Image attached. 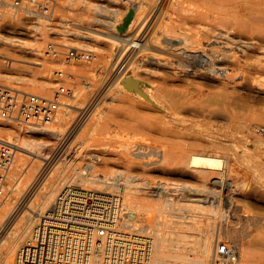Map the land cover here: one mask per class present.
I'll use <instances>...</instances> for the list:
<instances>
[{"label":"bare ground","instance_id":"6f19581e","mask_svg":"<svg viewBox=\"0 0 264 264\" xmlns=\"http://www.w3.org/2000/svg\"><path fill=\"white\" fill-rule=\"evenodd\" d=\"M95 1L72 0L66 5L87 9L80 14L86 25H105L97 10L100 7L108 14L120 15L123 19H119L117 30L113 29L115 37L102 40L89 31H66L95 46L103 44L104 61L92 67L97 75L81 85L72 83L75 93L69 94L71 99L66 102L59 101L67 107L59 116L55 113V124L25 126L0 118V128L18 134L9 135L7 142L22 152L15 157L13 173L9 172L13 196L0 203V264L14 262L41 213L69 183L111 195L120 204L121 227L151 233L152 264H212L220 238L237 246L240 264H251L250 245L240 242L229 229L219 230L216 240L213 223L221 225V221L216 215L205 214L203 208L221 202L226 192L225 202L236 217L238 205L231 195L238 189L231 178L232 164L218 153L233 139L220 122L227 116L260 113L257 105L264 100V0H196L201 6L194 14L186 11L187 0H145L144 5L138 0L130 5L133 13H127L126 4L118 0H103L105 5ZM9 15L5 24L12 34L30 32L19 13ZM47 24L46 20L33 25L38 31L33 41L0 34V45L23 60L45 66L43 45L51 35ZM2 27L0 24V31ZM53 31L56 36L60 33ZM69 73L74 82V73ZM43 78L41 82H22L33 93H50L54 87L51 72ZM15 79L0 74L2 84ZM126 95H130L129 106ZM106 104H112V116L105 115ZM129 111L136 116H123ZM108 131L142 140L131 146L116 139L114 152H107L108 144H91L92 151L102 150L92 155L95 161L102 160L100 155L114 157L113 162L99 164L115 168L114 176L101 179L105 189L66 181L60 162L75 155L76 138L80 134L99 137L97 134ZM245 140L249 143V138ZM90 161L85 166L96 168V162ZM170 176L177 178L170 180ZM113 189L123 193H113ZM34 197L37 201L31 203ZM149 198L162 202L145 218L142 211L150 207Z\"/></svg>","mask_w":264,"mask_h":264},{"label":"rangeland","instance_id":"374dc122","mask_svg":"<svg viewBox=\"0 0 264 264\" xmlns=\"http://www.w3.org/2000/svg\"><path fill=\"white\" fill-rule=\"evenodd\" d=\"M67 2H71L72 0H57V4L51 14V16H40L34 21H29L25 19V16L20 14L18 15L23 24L27 27H29L30 32L27 34L22 35H16L11 33V29L7 28V25L5 24V19L8 18L11 13H14L15 11H11V13L5 15L2 20H0V24H3L2 30L0 31L1 35H5L7 37L11 38H19L23 40H29L33 41L36 36H34V33H37L33 27V25H39V21H49V24L46 25L47 29L50 31L51 35L49 36V40L44 43L43 45V56L42 60L45 62L44 65L36 64L33 60L30 59V56H26V58H29L30 60H23L19 57H17L14 54L8 53L7 50L0 45V74L1 75H7L11 76L15 79V82H3L0 83V93L4 91L3 89L7 87L16 88L19 90H23L29 93H33L29 87L26 86L25 83L22 81L24 79H36L38 82L43 81V76L45 74H48L51 72L52 79L54 81V87L50 93H34L39 94L47 97H53L54 92L57 89L56 85V74L55 72L57 70H66L68 72L74 73L75 78L74 82L71 80H66V83L68 86H71L73 88V92L75 93L76 87L73 86L72 83L77 85H81L84 80H87V78L93 77V75H97L96 72H93L92 67L93 65H97L100 62L104 61L103 57V44H100L101 46H95L92 44L89 40L81 39V38H75L71 35H69V31L66 30H78V31H86L91 32L94 35L100 36L102 40H109L111 37H115L116 32H114L113 29L117 30L118 21L120 18H122L120 15L115 14H108L105 12L104 7L97 8V10H100L102 15L101 17L105 21V25H86L81 23V19L83 15H80L81 12L86 11L82 7H68L66 4ZM95 3L99 5H105L107 2L103 0H96ZM145 0H140L139 4L144 5ZM126 4V3H125ZM131 4H126V11L127 13H133V8L130 6ZM186 5V11L190 13H196L201 6V3H199L196 0H187L185 2ZM92 11V10H91ZM172 13V9H169L167 14L170 15ZM44 19V20H43ZM123 19V18H122ZM78 20V21H75ZM80 21V22H79ZM45 23V22H44ZM116 27V28H115ZM60 30L57 36L52 33L53 30ZM157 31V30H156ZM52 43H60V44H67L70 46H75L78 48L83 49H89L94 51V56L86 61H83L82 63L76 64V65H70V66H61V64H58L54 60L48 59L44 53L48 49V47ZM71 99L69 96H64L60 100L61 102H66L67 100ZM124 100L126 101V104H130V95H126L124 97ZM61 106V105H59ZM67 106H61L58 107L60 111L57 110L56 116L60 115V112L63 108H66ZM69 108V107H68ZM71 108V107H70ZM112 104H106L105 107V115L106 116H112L111 113ZM258 110L260 111L258 116H227V119L222 120L220 122V125H222L223 130L226 134H230L233 139V143L227 144L223 149H221L218 153L221 157L225 159V161H230L232 164V171H231V178L233 181H235V185L238 189L237 194L231 195V198L233 201L238 205L237 206V212L236 217L232 216L231 210L229 209L228 205L226 204V192L222 196L221 202L208 204L204 206L205 214L207 215H216L217 221L220 222L213 223V226L215 227V234H216V240L218 239V232L219 230L223 229H229L237 234V238L241 239L240 242H243L245 244H249L251 247V264H264V100H261V102L257 105ZM123 116H136L132 111H129L127 114H124ZM0 118L5 121H14V123L21 124V125H32L29 123L19 122L15 120L5 119L0 115ZM57 119V117H56ZM57 120H55L52 124H55ZM44 125V124H43ZM253 131L254 134L251 133ZM113 132H102L97 135H100L99 137L95 136L94 134L91 135H82L80 134L73 144L75 148V155L66 157L64 160H61L60 162V171L61 175L66 177V181L73 179L79 182L85 183L91 188H97V189H105L106 185L102 182L101 179H103L106 176H114L115 175V168L110 166H101L99 165L100 162H113L114 157L109 155H100L101 161H95L92 159L93 154H97V152H102V150H94L92 151L89 148H92L91 144L95 143H104L108 144L109 151L107 152H114V150L117 148L114 141L118 139L123 144L129 143L131 146L135 144V141H141L140 138H129L124 133H116L117 135H114ZM9 135H15L18 136L17 132L14 130H4L0 128V138L3 140L8 139ZM44 138L45 136H39ZM96 137V138H94ZM246 138H249V143L246 142ZM97 138L98 141H96ZM39 141V138H32V140ZM45 139V138H44ZM235 139V142H234ZM72 141V140H71ZM145 141V140H144ZM114 144V145H113ZM17 146V145H16ZM68 145H66L61 152V155L64 153L65 149ZM22 152L17 149L16 155L20 154ZM28 159H39L38 157H34L30 154H23ZM59 159V158H58ZM137 160H142L140 157H135ZM94 161L97 164L96 168L88 169L85 164L89 161ZM90 161V162H91ZM46 167V166H45ZM49 169L45 170V172ZM14 170V164H12L10 174L13 173ZM44 169L41 173H43ZM10 174L8 176L7 181V187H6V199L4 201H7L11 196V189L13 188V181L11 180ZM44 173L42 174V176ZM41 176V177H42ZM177 177L170 176V180H176ZM15 187V186H14ZM10 192V194H8ZM113 193H119L122 194V190L119 189H113L111 190ZM8 194V196H7ZM31 196V195H30ZM30 199V197L28 198ZM24 200V203L21 204V209L25 205H27L29 200ZM35 203L37 201V198H33ZM122 200V198H121ZM54 201V200H53ZM150 207L143 210L145 218L149 214H154L153 211L156 207L159 206V204L162 202V200H156V198H149ZM3 204V203H2ZM1 204V205H2ZM53 202L41 213V216L38 220H40L46 213V211L52 206ZM0 205V207H1ZM24 205V206H23ZM193 208V207H192ZM246 215V216H243ZM125 216V214H123ZM220 218V219H219ZM38 223V221H37ZM6 225H3L2 228H4ZM8 227H6V230ZM4 229V232L6 231ZM139 233H142L144 235L153 237L151 233L146 231H139L136 230ZM242 236V237H241ZM3 234H0V242L2 241ZM217 242V241H216ZM22 245V244H21ZM216 245V244H215ZM215 249V246H214ZM193 253L188 252L187 255L189 257H192ZM214 255V251H213ZM213 261V260H212Z\"/></svg>","mask_w":264,"mask_h":264},{"label":"built area","instance_id":"2783aa9c","mask_svg":"<svg viewBox=\"0 0 264 264\" xmlns=\"http://www.w3.org/2000/svg\"><path fill=\"white\" fill-rule=\"evenodd\" d=\"M135 4L138 0H118ZM57 0H0V20L11 11L34 21L51 16ZM44 55L61 66L82 63L94 56L89 49L52 43ZM53 97L12 87L0 93V115L29 124L54 121L61 97L73 88L69 72L57 70ZM71 76V75H70ZM17 148L0 138V203L6 198V183ZM120 204L106 193L85 190L69 183L54 204L32 228L12 264H152L153 239L120 225ZM212 264H240L237 246L228 238L217 240Z\"/></svg>","mask_w":264,"mask_h":264}]
</instances>
